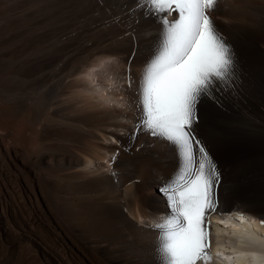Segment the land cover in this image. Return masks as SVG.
<instances>
[{
  "label": "bare ground",
  "instance_id": "obj_1",
  "mask_svg": "<svg viewBox=\"0 0 264 264\" xmlns=\"http://www.w3.org/2000/svg\"><path fill=\"white\" fill-rule=\"evenodd\" d=\"M41 1L0 0V264H160L159 189L180 161L137 126L162 24L136 0ZM32 3L42 9L18 16ZM254 6L264 12V0H219L210 14L227 39L246 38L240 82L264 87V16H235ZM241 86L205 100L194 126L220 171L208 264H264V173L248 169L264 153V108L256 118Z\"/></svg>",
  "mask_w": 264,
  "mask_h": 264
},
{
  "label": "snow or ice",
  "instance_id": "obj_2",
  "mask_svg": "<svg viewBox=\"0 0 264 264\" xmlns=\"http://www.w3.org/2000/svg\"><path fill=\"white\" fill-rule=\"evenodd\" d=\"M219 0H136L162 24L159 47L141 76L138 131L176 150L180 164L159 189L169 213L155 227L160 264H208L211 216L220 208V171L197 136L199 106L238 79L239 58L211 16ZM176 13L175 19H169ZM264 224V220L260 221Z\"/></svg>",
  "mask_w": 264,
  "mask_h": 264
},
{
  "label": "rangeland",
  "instance_id": "obj_3",
  "mask_svg": "<svg viewBox=\"0 0 264 264\" xmlns=\"http://www.w3.org/2000/svg\"><path fill=\"white\" fill-rule=\"evenodd\" d=\"M49 2V4H51V3H53V2H55L56 0H44V1H41V4H40V7H43V5L44 6H47V5H49L48 4V2ZM44 3V4H43ZM37 5V3H32L31 5H29L26 9H24L22 12H20V13H18V16H20L21 18H24L26 15L27 16H30V15H33L32 13H34V14H36V13H38L37 11H40V9H42V8H37V7H39V6H36ZM35 8V10H34V8ZM29 8V9H28ZM36 9H37V11H36ZM39 9V10H38ZM28 10V11H27ZM246 10H247V8H246ZM249 10H250V8H249ZM257 11H258V14H257ZM25 12V13H24ZM241 13V14H240ZM264 12H260V10L259 9H257V7H251V11H250V16L248 15V13H247V11L246 12H243L240 8H238L236 11H235V16L237 17V16H239V18L240 19H243L242 18V15L243 14H245L243 17H244V19H245V21L247 22V21H249V18L251 19V18H253L254 19V24L256 23V20L257 19H259V18H262L263 16H264V14H263ZM241 16H240V15ZM256 14V15H255ZM261 14V15H260ZM23 17H22V16ZM18 16L17 15H15V17L13 16V19H19L18 18ZM0 27L2 28L3 27V23H0ZM0 28V29H1ZM238 32V33H237ZM240 33V34H239ZM232 35V36H231ZM234 36H236V37H234ZM233 37H234V39H233ZM244 36H243V34L241 33V31L239 30V29H236V30H234V31H232V32H230L229 33V35H228V40L229 39H231V40H229V41H231V43H232V45L233 46H235L234 48L236 49V52L238 53L237 55H238V58L241 56L240 55V51H243L242 49H244V46H245V43H246V40H244ZM246 39V38H245ZM232 40H233V42H232ZM242 41V42H241ZM245 41V42H244ZM236 42V43H235ZM18 44H24L23 42L21 43V42H19ZM243 45L242 47H240L241 45ZM238 45V46H237ZM27 47V45H25L24 44V47ZM239 47V48H238ZM238 49H239V51H238ZM240 52V53H239ZM26 55V54H25ZM25 55H22V56H20V57H17V58H13V61H14V59L16 60V64L14 65L13 64V67H12V69L13 70H15L16 69V67H17V64H22V63H24V62H26L25 60H26V56ZM17 59H18V61H19V63L17 62ZM25 59V60H24ZM15 68V69H14ZM249 77H251V78H249V82L248 83H245V80H244V78L242 79V82L244 81V83H241L240 81V76H239V74H238V81H239V83L242 85L241 87H239V90L242 92V94H247V95H245V96H248V97H251L250 99H253V100H251L252 102L251 103H253V105H251V104H249L248 102H244L245 104H244V106H246L249 110H251V112H253V115L256 117V118H261V114H260V112H259V109H262V108H264V101H262V99L264 100V98H263V95H264V87H262V85L260 84V86H258L257 84V81H256V79H255V77L254 76H252L253 74H247ZM247 75H245V76H247ZM242 76V75H241ZM244 76V77H245ZM251 79H253V81L251 80ZM255 79V80H254ZM254 82V83H253ZM256 84V85H255ZM252 87V89H251V87ZM253 86H254V88H253ZM245 87V88H244ZM241 88V89H240ZM256 89V90H255ZM248 90H250V91H248ZM258 90H259V92H258ZM247 91V92H246ZM256 91V92H255ZM250 92V93H249ZM254 92V93H253ZM261 92V93H260ZM257 94V95H256ZM262 94V95H261ZM252 95V96H251ZM257 97V98H256ZM259 97H261L262 99H261V101L259 100L260 98ZM259 98V99H258ZM258 99V100H257ZM260 102V103H259ZM260 105V106H259ZM250 106V107H249ZM252 106V107H251ZM254 107V108H253ZM259 108V109H258ZM256 111H257V113H256ZM258 112H259V114H258ZM199 114L200 115H202L201 114V111L199 110ZM257 114V115H256ZM200 115H199V123L201 124L202 122H204V118L202 119V116L200 117ZM201 119V120H200ZM242 119V118H241ZM243 120V119H242ZM251 120V119H250ZM263 122V121H262ZM198 123V124H199ZM260 123V122H259ZM199 124V125H200ZM204 124V123H203ZM261 125H263V123H261ZM207 127V128H206ZM204 126V128L206 129V130H210L211 128H212V125L210 124V125H208V126ZM263 127H264V125H263ZM263 130V132L262 131H260L259 133H260V135H264V129H262ZM261 132H262V134H261ZM259 155V156H258ZM256 159H259L260 158V160L258 161L259 162V164L258 163H253L254 165H251V166H248L249 168V170H252V171H255V172H261V173H264V153H262L261 155L260 154H257V156L255 157ZM259 170V171H258ZM240 185L241 186H243L244 184H241L240 183ZM236 186V185H235ZM223 187V186H222ZM226 186L224 185V188H225ZM229 187V186H228ZM228 187H226V188H228ZM224 188H221V191H224L225 190V192H226V188L224 189ZM231 190V191H230ZM231 192L232 193V189L229 187L228 189H227V192L225 193V196H227L228 194L230 195L231 193H229V192ZM263 193V192H262ZM263 201H264V194L262 195V198H261ZM264 203H262V205H261V207L263 208V210H264V205H263Z\"/></svg>",
  "mask_w": 264,
  "mask_h": 264
}]
</instances>
